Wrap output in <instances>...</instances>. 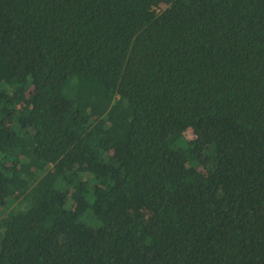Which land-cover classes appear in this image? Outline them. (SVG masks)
<instances>
[{"label": "trees", "instance_id": "16d2710c", "mask_svg": "<svg viewBox=\"0 0 264 264\" xmlns=\"http://www.w3.org/2000/svg\"><path fill=\"white\" fill-rule=\"evenodd\" d=\"M0 264H264V0H0Z\"/></svg>", "mask_w": 264, "mask_h": 264}]
</instances>
